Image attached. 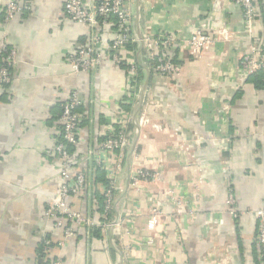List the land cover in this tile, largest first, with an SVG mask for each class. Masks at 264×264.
I'll return each instance as SVG.
<instances>
[{
    "label": "crops",
    "instance_id": "0c3cea01",
    "mask_svg": "<svg viewBox=\"0 0 264 264\" xmlns=\"http://www.w3.org/2000/svg\"><path fill=\"white\" fill-rule=\"evenodd\" d=\"M8 1L0 0V39L16 51V63L11 82L0 89V264H44L38 250L47 233L50 259L60 252L64 264H259L255 211L264 207V85L240 66L251 43L243 9L233 0H129L138 38L159 32L180 37L166 55L177 57L182 72L167 77L144 67L134 110L126 111L127 73L120 65L106 61L81 73L69 66V53L85 43L89 28L66 17L65 0H20L31 10L10 20L2 10ZM257 26L264 39V0ZM197 29L214 41L194 57L183 41ZM133 45L122 55L142 65L148 51L140 41ZM75 89L83 102L75 168L93 179L68 196L75 210L100 219L104 185L95 177L92 151L123 112L133 113L134 133L121 162L111 160L117 169L114 220L122 222L103 228L100 237L87 225L76 227L77 236L61 250L63 229L45 208L60 186L52 147L63 103ZM141 169L156 177L130 185ZM168 188L183 199L178 207L163 199ZM230 192L249 214L234 219L226 202ZM157 205L161 222L151 230L147 222Z\"/></svg>",
    "mask_w": 264,
    "mask_h": 264
},
{
    "label": "built area",
    "instance_id": "2783aa9c",
    "mask_svg": "<svg viewBox=\"0 0 264 264\" xmlns=\"http://www.w3.org/2000/svg\"><path fill=\"white\" fill-rule=\"evenodd\" d=\"M233 1L243 9L245 27L250 33L251 39L249 48L240 59L242 72L246 77L257 71L264 73V39L258 34L257 26L260 15L259 2L258 0ZM2 10L5 19L10 20L16 14L30 11L31 5L20 0H10ZM64 11L66 17L71 21L85 24L89 28V35L85 43L75 48L67 57L68 64L74 72L96 71L106 61L119 65L124 62V59L127 60L122 55L127 44L140 41L142 47L148 51L147 58L143 61L144 65L142 64L145 69L167 77L181 74L182 64L166 55L167 51L182 43L180 37L173 32H159L144 34L143 37L138 38L133 29L129 0H65ZM113 18H115L113 23L115 28L108 32L106 27L112 24L110 21ZM221 34L227 38L226 29ZM213 41L212 34L203 29H197L192 31L183 42L192 56L199 57ZM0 59V89H3L11 82L10 71L16 63V51L8 46L4 38L0 39ZM128 64L127 95L138 99L139 91L135 87L139 75L138 65L131 59ZM82 103L80 91L73 90L64 102L59 117L62 136L60 139L56 138L52 147V152L59 165L61 182L56 193L46 204L45 215L48 219H52L55 227L63 229L64 235L58 245L61 250L65 248L69 238L77 236L76 227L87 225L90 228L96 225L108 228L122 222V219L114 220L117 169L111 160L117 158V163H120L124 151L131 145L134 130H130L129 124L131 122L134 124L133 113L123 112L116 120V126L107 129L105 138L92 151L95 168L105 171L109 180L108 185L103 187L104 210L99 214L100 219L96 220L92 215L75 210L67 200L69 195H77L93 184L89 172L81 169L74 170L77 157L74 151H70L72 147L76 149L83 139L82 118L79 112ZM155 177L154 172L141 169L131 175L130 185H136L141 181H153ZM161 195L174 207H178L184 202L177 195L175 188H168ZM226 202L230 206V212L234 219L250 213L248 210L238 207L237 199L232 192L228 194ZM162 211V207L158 205L152 208L147 222L149 229L155 230L160 224ZM255 215L258 223L256 234L258 258L260 264H264V207L257 209ZM45 237L46 235L42 238L44 259H50L52 241ZM147 242L152 243L154 239H148ZM49 264H64L62 254L59 252L57 257H52Z\"/></svg>",
    "mask_w": 264,
    "mask_h": 264
},
{
    "label": "trees",
    "instance_id": "16d2710c",
    "mask_svg": "<svg viewBox=\"0 0 264 264\" xmlns=\"http://www.w3.org/2000/svg\"><path fill=\"white\" fill-rule=\"evenodd\" d=\"M258 2H259V5H260V7H261V5H262V2H263V0H258ZM262 9V8H261ZM114 21H115V18H113L110 22L112 23L111 25L109 24L108 26H107V29H109V30H111V29H113L114 30V28L115 27H113L114 25H113V23H114ZM133 44H136V43H128L127 44V46L129 47V48H135V46L133 45ZM174 49V48H173ZM167 51V50H166ZM127 58V57H126ZM171 58H177V57H171ZM127 60H128V62H129V59L127 58ZM127 60L126 59H124V62L123 63H121V64H119L123 69H125L126 70V73H127V68H128V66H129V64H128V62H127ZM109 62V61H108ZM111 62V61H110ZM0 63H1V59H0ZM113 63V62H112ZM118 65V64H117ZM137 65H138V69H139V75H138V77H139V83L141 84V82H142V79H141V76H140V74L142 73V72H144V67L141 65V63H137ZM250 76H254L255 77V80H256V83L258 84V85H260V86H262V85H264V73L262 72V71H257V72H255V73H253L252 75H250ZM249 76V77H250ZM136 90H138V89H136ZM132 96V95H131ZM131 96H129V95H127L126 94V96H125V101L122 103V107L126 110V111H133L134 110V102H135V100H134V98L133 97H131ZM64 104V103H63ZM63 107V106H62ZM129 128H130V130H134V124L131 122L130 124H129ZM61 136H62V133H61V129H60V134H59V136L57 137L58 139H60L61 138ZM73 150H74V148L72 147V148H70V151H72L73 152ZM97 170V172H96V179H97V181L98 182H100L101 184H103L104 186H106V185H108V183H109V180L105 177V172L103 171V170H101V169H96ZM99 202H100V204H99V207H98V210H99V212L100 213H102L103 212V210H104V194L102 193V194H100L99 193ZM102 226H96V225H94V226H91L90 227V230H91V233H92V235H94L95 237H100L101 235H102ZM45 238H50V233H47L46 234V237ZM44 242H43V240L41 241V243H40V246H39V252H40V256H41V258H43V260H44V264H49V260L50 259H44V256H45V254H44V250H43V246H44V244H43ZM259 264H260V262H259Z\"/></svg>",
    "mask_w": 264,
    "mask_h": 264
},
{
    "label": "water",
    "instance_id": "95a60500",
    "mask_svg": "<svg viewBox=\"0 0 264 264\" xmlns=\"http://www.w3.org/2000/svg\"><path fill=\"white\" fill-rule=\"evenodd\" d=\"M141 98L143 99V94H142ZM136 112H137V111H136ZM136 112H135V113H136Z\"/></svg>",
    "mask_w": 264,
    "mask_h": 264
},
{
    "label": "rangeland",
    "instance_id": "374dc122",
    "mask_svg": "<svg viewBox=\"0 0 264 264\" xmlns=\"http://www.w3.org/2000/svg\"><path fill=\"white\" fill-rule=\"evenodd\" d=\"M76 161H77V159H76ZM74 170H77V168H74Z\"/></svg>",
    "mask_w": 264,
    "mask_h": 264
}]
</instances>
